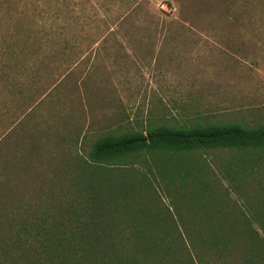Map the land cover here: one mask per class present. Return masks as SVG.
<instances>
[{"label":"rangeland","instance_id":"374dc122","mask_svg":"<svg viewBox=\"0 0 264 264\" xmlns=\"http://www.w3.org/2000/svg\"><path fill=\"white\" fill-rule=\"evenodd\" d=\"M148 121L264 124V0H0L2 154L42 163L9 178L2 214L50 177V150L85 154ZM238 158L207 153L201 179L218 207L264 199L261 163L233 173ZM173 193L159 192L168 206Z\"/></svg>","mask_w":264,"mask_h":264},{"label":"trees","instance_id":"16d2710c","mask_svg":"<svg viewBox=\"0 0 264 264\" xmlns=\"http://www.w3.org/2000/svg\"><path fill=\"white\" fill-rule=\"evenodd\" d=\"M5 142L0 207L9 178L41 163L18 151L9 160ZM214 149L239 156L233 173L264 168V124L148 121L102 133L85 154L59 145L49 151L59 157L46 162L50 177L34 182L30 199L0 209V264H264V199L218 207L224 200L201 179ZM160 190H174L170 206Z\"/></svg>","mask_w":264,"mask_h":264}]
</instances>
